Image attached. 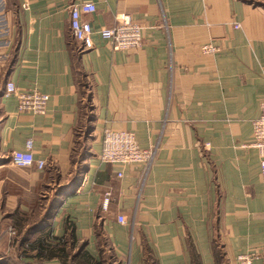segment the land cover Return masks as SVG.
I'll list each match as a JSON object with an SVG mask.
<instances>
[{"label":"crops","instance_id":"crops-1","mask_svg":"<svg viewBox=\"0 0 264 264\" xmlns=\"http://www.w3.org/2000/svg\"><path fill=\"white\" fill-rule=\"evenodd\" d=\"M83 1L95 4L84 16L94 29L119 13L137 19L141 45L114 49L94 33L92 47L76 49L69 7ZM205 43L217 49L202 52ZM8 82L46 93L44 113L19 112ZM262 100L264 0H0V264L31 229L30 241L65 238L68 256L55 263L85 251L87 264H102L107 245L112 264H190L191 248L213 264L217 235L227 264L242 253L264 264V186L250 145ZM104 127L157 144L142 183L139 164L99 160ZM28 139L44 168L11 163ZM47 190L52 207L38 221Z\"/></svg>","mask_w":264,"mask_h":264},{"label":"built area","instance_id":"built-area-1","mask_svg":"<svg viewBox=\"0 0 264 264\" xmlns=\"http://www.w3.org/2000/svg\"><path fill=\"white\" fill-rule=\"evenodd\" d=\"M96 10L91 1L73 3L69 7L70 33L74 40L80 43V50L93 46L92 35L98 34L103 40L111 44L114 49L128 50L138 48L141 45V23L128 13L115 15V24L111 27L94 29L91 23L84 18L87 14ZM235 27L238 24L234 25ZM202 52H213L217 48L205 43L201 45ZM5 95L13 94L17 101L19 112L43 114L48 101V95L35 88L17 89L12 82L6 84ZM252 141L250 145L257 149L259 155V174L264 186V100L259 103V115L251 121ZM32 141L28 139L24 150H14L10 161L17 167L35 166L42 169L46 165L45 160L35 158L32 151ZM157 144L141 147L134 133L130 130L104 127L102 130V147L98 155L102 163L107 164H139L142 167L141 183L144 181L149 167L156 155ZM121 176V171L117 172ZM110 190L104 192L102 208L107 209L110 201ZM121 223L125 222L123 216L117 217ZM255 253H242L237 256L238 264H253Z\"/></svg>","mask_w":264,"mask_h":264},{"label":"trees","instance_id":"trees-1","mask_svg":"<svg viewBox=\"0 0 264 264\" xmlns=\"http://www.w3.org/2000/svg\"><path fill=\"white\" fill-rule=\"evenodd\" d=\"M74 40V39H73ZM76 41V40H75ZM80 44V43H79ZM76 49L80 50V45L75 46ZM30 230L26 231L21 239V251L18 252L20 258L17 259L18 261H22L21 256L24 254L26 256L32 255L28 251H33L34 254L32 256L35 257L37 263L41 264L45 260H52L54 258H63L67 257L68 253L65 252V238L54 237L49 233L43 234L38 236L34 241L27 240L28 234ZM18 235V233H16ZM71 235L73 236V231H71ZM23 239V240H22ZM19 241V240H18ZM24 251V252H23ZM191 261L190 264H201V259L198 253L191 248ZM212 255H213V264H227L226 257L222 248L221 243L217 239V235H215L212 239ZM78 257L76 263H65L64 259H60L59 264H87L89 261H92V256L87 252L83 251L80 254L75 255L74 259ZM19 261V262H20Z\"/></svg>","mask_w":264,"mask_h":264},{"label":"rangeland","instance_id":"rangeland-1","mask_svg":"<svg viewBox=\"0 0 264 264\" xmlns=\"http://www.w3.org/2000/svg\"><path fill=\"white\" fill-rule=\"evenodd\" d=\"M79 80H81L82 82H85L87 84L89 83V79L86 76H84V75L79 76ZM82 111H83V113L85 115V116H83L84 118H86L88 116V114H90V107H89V104H88V100H85L84 99ZM76 147H77L76 148L77 152H80L82 146L80 144H77ZM43 195L44 196H41L40 197V200H38V202L36 204V207H35V211H36L35 217H37V214H38V217L36 218V220H38V219L40 220V218H41L40 216H42V214L44 212H46L47 210L51 209V207H52L51 197L53 195V191L51 192V191L47 190V193H44ZM11 232L13 234V235H11V239H14L15 238L14 236H16V232H14L13 230ZM23 236H25V235L22 234V236L21 235L18 236L17 240H20L21 237H23ZM26 237H27V240L30 241V234H28V236H26ZM14 240H16V239H14ZM106 246L107 245H103V247L101 248V256H102V260H103V263L102 264H112V261H113L112 258L113 257H112L111 252L107 249ZM65 248H66V246H65ZM13 252H14V249L11 250V251H7L6 250L5 251V254L3 255V257L6 256V258H3V259L9 260V262H11L12 264H14L15 263V260H17V259L20 258V256H18L20 254L19 253L16 254L15 252L14 253ZM28 252L33 255V253L31 251H28ZM65 252L68 253V251H66V249H65ZM25 256H26L25 254L23 256H21V259H24ZM31 264H39V263H37L36 260H35ZM41 264H59V261H57V263H55L54 261L47 260V262L43 261Z\"/></svg>","mask_w":264,"mask_h":264}]
</instances>
